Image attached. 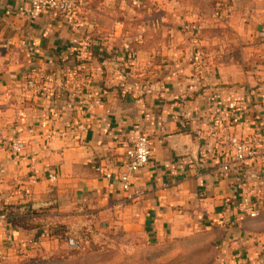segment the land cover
Listing matches in <instances>:
<instances>
[{
    "label": "crops",
    "instance_id": "1",
    "mask_svg": "<svg viewBox=\"0 0 264 264\" xmlns=\"http://www.w3.org/2000/svg\"><path fill=\"white\" fill-rule=\"evenodd\" d=\"M21 6L0 0V264L32 256L40 236L9 223L8 204L108 213L157 244L211 242L202 264L264 256V164L224 172L230 153L197 135L225 121L264 145V0H79L68 16ZM142 133L151 156L130 181L142 195L128 198L115 176ZM15 137L27 140L17 157Z\"/></svg>",
    "mask_w": 264,
    "mask_h": 264
},
{
    "label": "rangeland",
    "instance_id": "2",
    "mask_svg": "<svg viewBox=\"0 0 264 264\" xmlns=\"http://www.w3.org/2000/svg\"><path fill=\"white\" fill-rule=\"evenodd\" d=\"M252 172L253 178L257 179L256 172ZM261 183H264V179ZM68 225L72 231L66 228L70 235L64 234V238L69 237L78 241L77 248H71L67 241L62 244L53 238L40 237L36 241L38 245L35 251L40 260L34 264L196 263V260L189 256L171 258V245H157L143 236L127 235L108 213H85L78 220L69 222ZM58 251L59 253H56ZM69 252L73 253L71 257L67 256ZM55 255H60L64 259L57 258ZM18 264H23V262Z\"/></svg>",
    "mask_w": 264,
    "mask_h": 264
},
{
    "label": "built area",
    "instance_id": "3",
    "mask_svg": "<svg viewBox=\"0 0 264 264\" xmlns=\"http://www.w3.org/2000/svg\"><path fill=\"white\" fill-rule=\"evenodd\" d=\"M27 6H21L19 10L28 16L37 15L43 11H53L62 15H71L79 3V0H26ZM142 0H130L133 6H139ZM183 28L187 30L196 29V25L186 23ZM130 60L134 61L135 55L130 54ZM31 87H34L33 82H29ZM197 135L202 140L213 142V145L219 146L221 150L230 153V158L223 161L220 169L224 172L230 170L231 161L237 165H245L251 161H259L264 164V145L256 136L251 138H243L230 131L229 123L225 121L209 123L206 128L197 130ZM50 139V136H47ZM27 145V140L23 137H15L11 139L7 148L13 156L23 154ZM151 156V142L147 134L142 133L136 137L131 145H129L123 155L122 165L116 172V179L121 188L128 192L127 197H138L142 192L138 189H131V178L133 175L145 166ZM48 179H55L54 173L47 174ZM106 178H111V173H105ZM246 179L255 180L254 174L245 175ZM131 191V192H130ZM243 209L250 215L255 216L257 213V201L248 198V195L242 196ZM69 244L74 245V240L69 239ZM241 253L236 252L233 259L240 257ZM252 264H264V256H260L253 260Z\"/></svg>",
    "mask_w": 264,
    "mask_h": 264
},
{
    "label": "trees",
    "instance_id": "4",
    "mask_svg": "<svg viewBox=\"0 0 264 264\" xmlns=\"http://www.w3.org/2000/svg\"><path fill=\"white\" fill-rule=\"evenodd\" d=\"M9 207L8 213H7V220L11 224H19L20 226L30 229V230H38L40 236L35 238L37 241L38 238L40 237H45L44 239H49L53 238L59 241V243H62L64 241H67L68 245L71 248H77L78 246V241H74V245L69 244V237L64 238V234H68L69 231L67 229L71 230L70 226L68 225L69 222L72 220H78L75 218H68L69 216L67 215H61L59 213H44L42 212H37V211H31L30 209H26L23 212L18 211L17 206H12V205H7ZM11 208H16L15 210H11ZM67 228V229H66ZM157 244V243H155ZM157 245H171L170 252H171V258H180L183 256H189L193 257L194 260H196L195 264H202L203 262L206 263L205 261L207 260L206 256L209 254L213 247L214 244L211 242H208L203 245H195L190 248H186L187 246L181 244H157ZM73 252V251H72ZM72 252L68 253V257H71L73 255ZM36 253V252H35ZM56 253H59L56 252ZM57 258H63L60 255H55ZM54 258V256H53ZM39 255L38 253L28 256L24 258L23 260H20L19 262H23V264H34L37 261H39ZM18 262V263H19ZM16 263V264H18Z\"/></svg>",
    "mask_w": 264,
    "mask_h": 264
}]
</instances>
